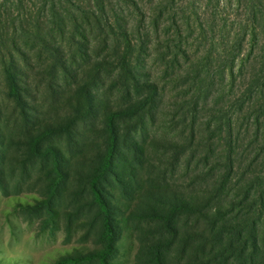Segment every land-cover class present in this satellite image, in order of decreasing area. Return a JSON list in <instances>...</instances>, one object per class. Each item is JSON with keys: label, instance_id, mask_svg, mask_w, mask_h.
Returning <instances> with one entry per match:
<instances>
[{"label": "trees", "instance_id": "1", "mask_svg": "<svg viewBox=\"0 0 264 264\" xmlns=\"http://www.w3.org/2000/svg\"><path fill=\"white\" fill-rule=\"evenodd\" d=\"M244 1L250 18L243 34L249 36L248 55L242 57L235 46L226 55L208 52L191 74L172 79L189 81L198 91L183 114L187 138L168 147L171 167L188 150L187 164L193 162L195 170L202 165L197 188L185 194L165 187L164 172L162 182H141L142 134L162 89L142 79L147 47L120 22L114 0H0V131L10 118L32 128L30 150L48 162L51 191L69 176L65 166H71L73 147L97 148L83 177L100 216V249L91 253L100 264H112L128 222L150 225L143 254L137 255L143 264H264V0ZM172 20L175 52L169 55L166 41L165 76L180 65L179 57L188 58L181 26ZM214 89L222 90L215 97L220 103L206 107ZM32 100L48 101L51 119L58 116L53 111L65 115L34 122ZM207 111L210 118L200 122L199 114ZM240 119L244 132H251L252 156L244 168L236 164ZM61 135L66 152L56 144L41 146L48 136ZM143 187L144 200L138 193ZM36 200L23 205L45 206V200Z\"/></svg>", "mask_w": 264, "mask_h": 264}, {"label": "rangeland", "instance_id": "2", "mask_svg": "<svg viewBox=\"0 0 264 264\" xmlns=\"http://www.w3.org/2000/svg\"><path fill=\"white\" fill-rule=\"evenodd\" d=\"M114 5L120 22L132 33L134 40H142L147 47V55L144 54L140 68L144 76L142 79L156 82L162 89L154 118L147 122L148 128L142 134L145 168L141 173V182L145 185L149 184L147 181L150 179L162 182L161 172H164L168 185L165 187L173 192L188 194L197 188V171L202 165L195 170L193 162L187 164L190 155L188 150L181 156L178 166L171 167L172 151L168 147L180 144L187 138L183 130L188 119L183 114L186 103L197 96L198 91L189 81L172 79L192 71L191 67L202 61L208 52L217 57L218 54L226 55L235 46L242 57L248 55L249 36L244 38L243 34L245 27H250V18L246 14L245 1L114 0ZM173 16L181 26L179 36L183 38L182 48L187 49L188 58L179 57L180 65L173 67V74L170 72L171 75L165 76L161 55L165 52L166 41L171 47L169 55L175 52ZM255 52L250 60L257 54ZM221 58L214 63V68L222 63ZM216 88L221 86L217 85ZM222 90H211V95L204 102L206 107L212 108L215 103H220L217 98ZM106 99H110L107 94ZM28 103L38 113L32 110L34 122H50L65 115L60 110L53 111L58 116L51 119L50 114H47L49 102L46 100ZM39 108L45 110L43 115ZM209 118L208 111L199 114L200 122H206ZM6 120L7 124L0 131V264H100L91 254L100 249V216L83 177L87 173L85 167L94 165L97 148L91 146L85 152L73 147L71 166H65L70 172L69 176L51 191L53 180L48 162L30 150L28 141L33 133L32 128L22 127L15 118ZM241 124L240 119L236 164L244 168L252 156V148L248 146L251 132L245 133ZM200 135L204 136L206 132L201 131ZM65 137L48 136L41 146L56 144L66 152L68 146ZM96 139L93 135V141ZM63 155L66 158L70 156ZM82 155L86 157L85 163H82ZM126 158L131 157L127 154ZM235 178L239 179L240 176ZM138 193H143L141 197L144 200L147 190L143 187ZM118 197L121 198L120 195ZM36 199L45 200V206L31 208L23 205L35 204ZM126 213L125 217L129 211ZM149 228L150 225L145 223L128 222L112 264H143V258L137 259V255L139 251L141 256L143 254L142 247L149 238Z\"/></svg>", "mask_w": 264, "mask_h": 264}]
</instances>
